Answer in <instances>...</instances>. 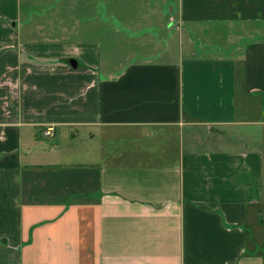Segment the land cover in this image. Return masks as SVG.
Masks as SVG:
<instances>
[{
	"label": "crops",
	"instance_id": "1",
	"mask_svg": "<svg viewBox=\"0 0 264 264\" xmlns=\"http://www.w3.org/2000/svg\"><path fill=\"white\" fill-rule=\"evenodd\" d=\"M170 2L180 52L102 70L94 0H0V264H264V0Z\"/></svg>",
	"mask_w": 264,
	"mask_h": 264
},
{
	"label": "rangeland",
	"instance_id": "2",
	"mask_svg": "<svg viewBox=\"0 0 264 264\" xmlns=\"http://www.w3.org/2000/svg\"><path fill=\"white\" fill-rule=\"evenodd\" d=\"M169 1L176 6V0H148L143 2L149 3L145 6H140L136 0L126 2L112 0L113 5L109 4L108 0H94V44L100 47L102 70L111 66L119 69L129 63L146 60L167 61L180 52L181 36L177 31L175 13L165 14ZM146 7L149 10L145 9ZM201 26L203 25L199 23L194 24V28H190L193 33L184 32L182 41L186 44V38H192L196 45L202 43L210 46L221 45L227 47V51L231 49L229 46L231 39L227 31L214 29L213 25L203 30ZM247 29L254 28H242L243 31ZM252 115L254 117L256 114ZM254 118L259 121L263 119L258 114ZM243 119L248 117L244 116ZM235 129L240 135L262 137L258 139L261 141L257 144L258 148L255 147L264 151L263 129L251 126H240ZM246 229L250 252L264 261V195L257 210H252Z\"/></svg>",
	"mask_w": 264,
	"mask_h": 264
},
{
	"label": "built area",
	"instance_id": "3",
	"mask_svg": "<svg viewBox=\"0 0 264 264\" xmlns=\"http://www.w3.org/2000/svg\"><path fill=\"white\" fill-rule=\"evenodd\" d=\"M51 132H52V128H47L45 135L49 136L51 134Z\"/></svg>",
	"mask_w": 264,
	"mask_h": 264
},
{
	"label": "water",
	"instance_id": "4",
	"mask_svg": "<svg viewBox=\"0 0 264 264\" xmlns=\"http://www.w3.org/2000/svg\"><path fill=\"white\" fill-rule=\"evenodd\" d=\"M71 65H72L73 67H76V62H75V61H71Z\"/></svg>",
	"mask_w": 264,
	"mask_h": 264
}]
</instances>
